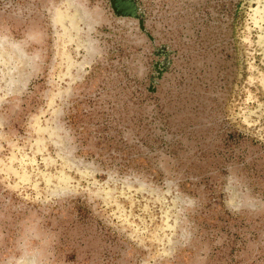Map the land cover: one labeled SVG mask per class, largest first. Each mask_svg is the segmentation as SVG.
Segmentation results:
<instances>
[{"label": "rangeland", "instance_id": "rangeland-1", "mask_svg": "<svg viewBox=\"0 0 264 264\" xmlns=\"http://www.w3.org/2000/svg\"><path fill=\"white\" fill-rule=\"evenodd\" d=\"M0 264H264V0H0Z\"/></svg>", "mask_w": 264, "mask_h": 264}]
</instances>
